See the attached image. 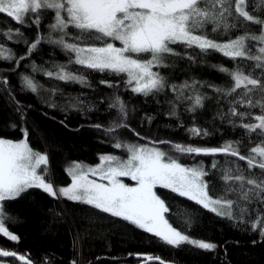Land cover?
<instances>
[{"label": "snow or ice", "instance_id": "1", "mask_svg": "<svg viewBox=\"0 0 264 264\" xmlns=\"http://www.w3.org/2000/svg\"><path fill=\"white\" fill-rule=\"evenodd\" d=\"M254 11L246 7V0H0V14H5L22 27L35 26L37 29V36L32 42L19 27L14 31L9 28L6 32H0L10 43H21L20 39L14 41L13 36L23 38L26 46V52L17 57L14 48L0 43V62L14 63V67L6 71H18L24 60L30 59L42 44H48L68 55V63L54 65L55 70H51L32 61V73L41 72L47 78L87 88L91 87L90 81L86 75L71 71L72 65L117 76L125 74V89L145 98L158 96L170 89L175 100L169 102V118L178 117L181 104L187 102V111L195 112L203 107L207 99L198 91L204 87L200 81L168 84L159 70H153L168 67L166 55H180L174 51L173 45L198 49L205 55L216 52L233 61H241L232 70L223 66L218 68L230 76L231 87H210L221 94L222 99L232 98L228 111L220 115L221 121L226 120L233 129L242 128L249 139L255 133L260 140L247 155L242 154V140L239 139L226 140L216 147L186 145L170 140H149L146 144L122 142L117 134L121 129H129L128 107L118 94L107 97L108 110H116L117 120L111 121L107 127L101 124L89 127L114 138L116 142L112 146L125 149L128 157L121 159L116 155L102 154L99 156L100 163L95 166L73 161L72 166L65 170L71 181L66 186H56L54 177L49 174V156L47 152L34 151L30 147L27 128L22 130L23 138L18 141L0 138V236L11 242H19L20 237L6 226L12 218L5 212L4 204L35 189L53 200L64 199L84 204L120 218L169 246L179 248L190 245L208 252L215 251L217 243L192 238L166 219L170 206L157 194L156 189L160 187L194 202L218 218L232 222L234 226L250 224L251 231L258 232L260 240L264 241V0H260V11L257 14ZM48 13H52L53 18L45 35L41 32V24ZM241 20L246 22L243 25L245 34L234 39L221 42L204 34L207 25L213 26V32L222 29L228 33L240 29ZM248 24L259 26V34L250 31ZM70 29L78 30V34L74 35ZM93 34L96 42H92ZM249 41L257 45L255 54L247 43ZM141 54H148L150 58L142 59ZM186 58L193 63L196 59L192 55ZM248 61L255 62L251 71V66L246 63ZM256 70L260 71L259 76L255 74ZM19 79L22 91L37 93L38 84L32 75L22 73ZM100 84L108 88L119 87V84L106 80L100 81ZM241 89L243 95L239 93ZM254 94H259L260 98L254 101ZM0 95L7 97L21 120L26 121L27 109L31 106L17 98L16 89L8 76H0ZM76 99L83 105L81 98ZM103 102V99L99 101ZM238 105L248 109L258 107L261 114L253 118L249 111H240ZM50 107L55 108L56 105ZM73 107L77 111L84 110L82 106ZM94 110L95 103L87 109L88 112ZM246 117L253 118L255 123L244 122ZM145 118L149 123L155 119L147 114ZM237 118L239 124L236 123ZM60 123L67 126L64 121ZM130 131L136 137L146 139L135 129ZM187 132L194 138L210 135L207 129H201L195 123ZM165 145L179 156L165 150ZM189 155H221L225 159L223 163L214 159L210 172L203 161L192 166L180 161V156ZM237 160L245 161L247 170ZM254 169H259V173ZM216 170L220 171L219 179L224 185L220 195L210 194L214 190L206 179ZM90 176L99 177V181L90 179ZM125 177L134 183H125L122 179ZM59 215L68 217L67 210L63 209ZM68 222H72L70 218ZM72 223L76 232L74 247L79 246L82 252L86 237H82L81 230ZM255 243L257 241L254 240ZM136 255L144 262L167 264L158 256ZM0 257H12L21 264H35L28 254L17 251L0 249ZM43 264H49L48 257L44 258ZM70 264L78 262L73 259Z\"/></svg>", "mask_w": 264, "mask_h": 264}, {"label": "trees", "instance_id": "2", "mask_svg": "<svg viewBox=\"0 0 264 264\" xmlns=\"http://www.w3.org/2000/svg\"><path fill=\"white\" fill-rule=\"evenodd\" d=\"M246 7L254 14L260 11V0H246ZM53 14L48 13L41 24V32L47 34L48 25L52 22ZM241 22L240 29L230 30L224 33L221 29L213 32L212 25H207L204 34L221 42L234 39L236 36L244 35L245 29ZM21 28L29 42L37 36L35 26L22 27L5 14H0V32H6L9 28L13 31ZM248 29L259 34V26L248 24ZM76 35L78 30L70 29ZM95 34L93 41L96 42ZM20 39L21 43H10L7 38L0 35V43L6 47L14 48L19 55L26 52L23 38L13 36V40ZM98 43V42H97ZM253 48L255 54V42H247ZM174 51L179 56L166 55L167 68L159 70L166 77L168 84L179 85L185 81H200L204 87L198 91L207 97L204 105L197 108L195 112H188L187 102L178 107V117L169 118L167 113L171 111L170 101L175 100V95L170 89H166L158 96L145 98L142 95L132 93L125 89L123 83L127 79L125 74L117 76L114 73H100L86 70L78 65H72L71 71L86 75L91 87H82L75 83H65L55 78H47L41 72L32 73V61L45 68L55 70L54 65L67 64L69 56L59 48L48 44H42L30 59L24 60L18 71L9 72L14 63L0 62V76H8L11 85L16 89L17 98L27 109V119L22 121L15 108L7 101V97L0 95V138L18 141L23 138V129L29 130L28 142L34 151L47 152L49 156V174L54 177L57 187L66 186L70 177L65 171L73 161L86 165H95L102 154H112L124 157L128 153L125 149H115L112 145L116 142L114 138L105 136L103 131L89 127L93 124H101L105 127L113 120H117L116 110H108L107 97L120 95L128 107L129 129H121L117 134L122 142L139 143L130 129H135L146 141L170 140L174 143L191 144L194 146L216 147L226 140H242V154L247 155L251 147L260 142L256 134L252 138L244 134L242 128L233 129L227 121H221L220 115L227 112L229 100L222 99L212 85L227 89L231 87L230 76L218 70L220 66L235 69L241 61H233L216 52L201 54L198 49H186L183 45H173ZM188 55L194 56L195 62L188 60ZM142 59H149L150 55L141 54ZM253 70L255 62H246ZM27 73L32 75L38 84L37 93L21 90L20 75ZM255 74L260 75L256 70ZM111 81L119 84L118 88H108L100 84V81ZM55 91V95L53 94ZM243 95V89L239 90ZM235 95V94H234ZM81 98L83 105L76 99ZM259 94H254L253 100L259 99ZM104 100L103 103L99 101ZM95 103V110L88 112L87 109ZM55 104L52 108L50 105ZM83 107V111L74 110ZM240 111H249L251 117L261 114L257 108L248 109L237 106ZM146 114L154 116L155 119L149 123ZM253 118H245L244 122H252ZM64 121L67 126L61 124ZM201 129H207L210 133L207 137H191L187 129L193 124ZM236 123L240 121L237 118ZM15 125V127H13ZM83 126V127H82ZM78 129V130H77ZM174 156L179 154L172 152L168 146H163ZM180 161L188 166L203 161L206 170L212 172V161L219 160L223 163L225 157L213 156H180ZM236 159V158H231ZM247 170L245 161H236ZM259 173V169H254ZM221 175L216 170L206 179L214 192L210 194L220 195L223 191V182L219 179ZM157 194L170 206V212L166 219L178 230L185 231L192 238L204 239L215 242L218 248L208 252L190 245L179 248L169 246L159 238L145 233L129 222L115 218L80 203L68 202L64 199L53 200L39 190H29L20 198L5 202V212L11 216L6 223L10 231L20 237L18 243L11 242L0 236V249L17 251L19 254H28L35 264H43L44 258L48 257L49 264H70L75 259L78 264H142L144 261L137 258L136 254L160 257L167 264H264V241L259 238L258 232H252L249 225H236L232 222L216 217L214 214L204 210L194 202L186 198H180L168 189L157 187ZM63 209L67 210L68 217L59 215ZM75 226L81 230L83 250L75 246ZM253 219L255 216L253 215ZM191 222V227H189ZM199 225V226H197ZM257 243L253 244V241ZM1 262L9 264H21L15 258L0 257ZM145 264H159L152 261Z\"/></svg>", "mask_w": 264, "mask_h": 264}, {"label": "rangeland", "instance_id": "3", "mask_svg": "<svg viewBox=\"0 0 264 264\" xmlns=\"http://www.w3.org/2000/svg\"><path fill=\"white\" fill-rule=\"evenodd\" d=\"M109 42H111V41H109ZM115 44H116L117 47L120 46V44H119L118 41H116ZM251 123H255V120L252 121ZM140 141H141V142H139V143H135V144H146V143H148V141H146L145 139H142V140H140ZM127 157H128V154H127L126 156H124V157H120V158H121V159H127ZM99 163H100V161H99L97 164H99ZM97 164H95V165H97ZM83 165H85V166H95V165H86V164H83ZM71 166H72V165H69L68 167H71ZM191 166H192V165H191ZM89 178H90V179H97V180L99 181V177H92V176H90ZM122 179L124 180L125 183H129V184H133V183H134L133 181L130 180V178L125 177V178H122ZM70 182H71V181H70ZM70 182H69V183H70ZM102 182H105V183H106V181H102ZM0 264H9V263L1 262V261H0Z\"/></svg>", "mask_w": 264, "mask_h": 264}, {"label": "water", "instance_id": "4", "mask_svg": "<svg viewBox=\"0 0 264 264\" xmlns=\"http://www.w3.org/2000/svg\"><path fill=\"white\" fill-rule=\"evenodd\" d=\"M2 258H5V257H2ZM12 258V257H11ZM18 261V260H17ZM18 262H20V261H18ZM21 263V262H20ZM145 263H148V262H143L142 264H145Z\"/></svg>", "mask_w": 264, "mask_h": 264}]
</instances>
